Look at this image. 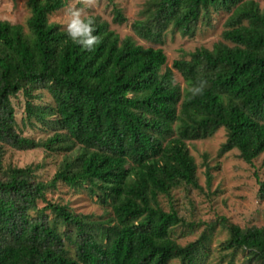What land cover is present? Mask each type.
<instances>
[{"label":"trees","instance_id":"16d2710c","mask_svg":"<svg viewBox=\"0 0 264 264\" xmlns=\"http://www.w3.org/2000/svg\"><path fill=\"white\" fill-rule=\"evenodd\" d=\"M67 6L28 0L27 32L0 20V264H204L209 235L178 244L173 231L195 225L172 206L165 211L160 197L171 201L180 186L201 189L188 141L224 129L219 157L237 150L253 165L264 154V9L255 0H146L131 27L160 45L168 31L195 37L211 9L230 13L223 39L231 45L200 47L169 68L161 48L121 41L98 18L91 17L98 42L90 50L73 43L49 21ZM126 21L115 7L114 22ZM40 90L53 104L34 103ZM20 93L27 120L54 131L46 140L18 131L11 98ZM6 147L64 159L50 180H39L41 165L6 167ZM256 177L264 199V180ZM60 185L86 189L106 216L50 200ZM216 225L228 233L225 264H264V227L221 217L210 236Z\"/></svg>","mask_w":264,"mask_h":264},{"label":"rangeland","instance_id":"374dc122","mask_svg":"<svg viewBox=\"0 0 264 264\" xmlns=\"http://www.w3.org/2000/svg\"><path fill=\"white\" fill-rule=\"evenodd\" d=\"M261 9H264V0H255ZM146 0H68V6L49 18L65 28L68 13L79 9L82 16L98 18L107 22L110 30L118 34L121 41L131 38L135 44L144 48H161L167 56V67L172 68L175 60L189 59V55L196 49L204 47L212 50L217 43H226L223 32L226 30V21L230 13L211 9L209 19L200 22L197 33L193 38H184L179 33L168 31L164 43L154 44L137 37L132 30V23L140 18ZM119 8L126 22H114V9ZM31 16L28 0H0V20L12 24H20L27 32V21ZM209 23V24H208ZM175 83L181 88L185 83L175 70ZM40 97L35 100L36 105H51L52 98L45 90L36 91ZM18 124V131L25 137L46 140L54 131L42 126L36 120L28 121L25 112L26 99L20 93L11 98ZM227 134L224 129L217 131L212 137L203 140L187 142V148L197 165V178L201 189L189 186H180L172 191L171 201L164 196L160 197L161 206L170 211L171 206L177 210L180 217L195 227H177L172 238L178 244L186 246L197 241L203 234L209 235L207 242L208 257L204 264H225L221 244L227 240L228 233L219 225L213 229L210 236V225L215 224L221 217L242 228L264 227V199L260 198L258 178L264 180V154L253 165L247 164L239 157V152L233 150L222 157L218 152L225 143ZM78 146L68 153L76 152ZM64 159V153H47L42 149L18 151L10 147L5 148L4 165L14 167H27L41 165L37 172L39 180L48 181L56 173ZM210 168L211 182L207 180L206 170ZM48 198L55 202L69 204L79 214L92 215L96 218L106 216V210L97 202L86 189H69L60 185L56 191L49 193ZM241 257V256H240ZM223 259V260H222ZM171 264H181L174 261Z\"/></svg>","mask_w":264,"mask_h":264},{"label":"clouds","instance_id":"9594fccd","mask_svg":"<svg viewBox=\"0 0 264 264\" xmlns=\"http://www.w3.org/2000/svg\"><path fill=\"white\" fill-rule=\"evenodd\" d=\"M64 31L68 39L85 50H90L98 42V36L93 34V19L82 16L79 9L71 10L68 13Z\"/></svg>","mask_w":264,"mask_h":264}]
</instances>
